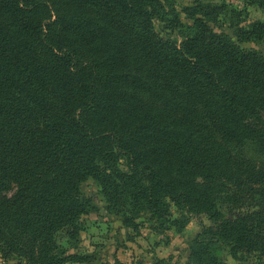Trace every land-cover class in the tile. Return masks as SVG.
Instances as JSON below:
<instances>
[{
  "label": "trees",
  "instance_id": "obj_1",
  "mask_svg": "<svg viewBox=\"0 0 264 264\" xmlns=\"http://www.w3.org/2000/svg\"><path fill=\"white\" fill-rule=\"evenodd\" d=\"M224 11L198 0L185 24L164 0H0L4 260L84 262L61 238L97 210L93 181L128 228L207 216L188 264H227L215 246L264 264V167L214 134L264 156V56L214 31ZM239 36L260 41L264 23Z\"/></svg>",
  "mask_w": 264,
  "mask_h": 264
},
{
  "label": "rangeland",
  "instance_id": "obj_2",
  "mask_svg": "<svg viewBox=\"0 0 264 264\" xmlns=\"http://www.w3.org/2000/svg\"><path fill=\"white\" fill-rule=\"evenodd\" d=\"M175 9L185 24H189L184 10L198 0H164ZM204 4L225 7L217 20L210 26L218 34L230 37L238 46L245 50H253L264 56V38L257 41H246L240 38L255 24L264 23V10L258 7L254 0H202ZM158 30L163 26L157 24ZM172 37L182 41L176 32ZM216 138L224 143L235 160H246L264 167V156L252 141L242 145L229 143L221 135L214 132ZM83 192L94 199L97 210L86 215L81 220L82 232L75 241H68L64 236L61 244L70 255H77L84 262L68 264H188L189 248L193 238L210 227L211 221L205 215L183 217L178 209L171 205L173 219L186 218L187 224L182 229L174 227L160 229L141 216L137 227L124 226L123 220L107 210L108 204L101 193L100 187L93 181L83 185ZM186 216V215H185ZM213 254L227 264H259L255 258L238 256L233 258L225 248L215 246ZM0 264H14L4 260L0 255Z\"/></svg>",
  "mask_w": 264,
  "mask_h": 264
}]
</instances>
